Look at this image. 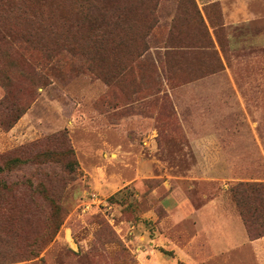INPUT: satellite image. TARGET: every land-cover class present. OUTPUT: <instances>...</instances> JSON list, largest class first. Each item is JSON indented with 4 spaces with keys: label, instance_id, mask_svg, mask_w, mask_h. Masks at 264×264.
I'll return each instance as SVG.
<instances>
[{
    "label": "rangeland",
    "instance_id": "374dc122",
    "mask_svg": "<svg viewBox=\"0 0 264 264\" xmlns=\"http://www.w3.org/2000/svg\"><path fill=\"white\" fill-rule=\"evenodd\" d=\"M89 1L0 0V202L28 250L6 264H189L177 209L243 219L264 183V9L114 0L104 34Z\"/></svg>",
    "mask_w": 264,
    "mask_h": 264
},
{
    "label": "crops",
    "instance_id": "0c3cea01",
    "mask_svg": "<svg viewBox=\"0 0 264 264\" xmlns=\"http://www.w3.org/2000/svg\"><path fill=\"white\" fill-rule=\"evenodd\" d=\"M222 1L225 5L238 2V7L248 16L252 15L251 18L257 16L256 10L264 9V0ZM192 212L191 231L178 227L187 213L182 208L175 213L176 230L169 231L168 242L177 258L189 264H264V235L251 239L243 219L232 205L228 208L211 200ZM181 235L187 241L184 244Z\"/></svg>",
    "mask_w": 264,
    "mask_h": 264
},
{
    "label": "trees",
    "instance_id": "16d2710c",
    "mask_svg": "<svg viewBox=\"0 0 264 264\" xmlns=\"http://www.w3.org/2000/svg\"><path fill=\"white\" fill-rule=\"evenodd\" d=\"M96 2L98 1H89V3H87L89 5L88 7H86V9L87 13L91 17H93V24H97L99 22L102 25L106 24L107 28L104 30V34L108 33L106 32V30H109L108 27L111 26V24L115 23L112 22V19L115 18V16L121 20H124L125 17H128L129 11L125 9L122 10L121 14H116L118 9L113 4L114 0H103L101 2V5H97ZM93 4L96 5L91 6ZM100 27L101 26H99V28ZM128 29L122 30L121 32H125V34H128L130 33ZM112 32L114 33V31ZM0 124L3 126L5 125L4 121L1 119ZM244 195H246L245 197L250 200L251 206L253 207V212L250 214L244 212V210L242 209V203L245 201V199L237 197V201L239 202V205H241V215L247 227L249 237L251 239L259 238L264 235V228L262 227V224L264 223V215H262L258 209L259 207H261L263 201L264 183H246L244 192L240 197H244ZM2 203L3 202H0V264H6L17 260L16 256L20 255L21 257H23L22 254L27 253L28 250L21 251L19 250V248H14L15 244L12 241V236L14 233H19V231L15 229V223L18 222L19 218L16 214H12L5 210H2ZM58 228L59 223H57L54 227V230L52 229V231H50L49 233L51 234V232H55ZM19 236L20 235L18 234L17 237ZM29 252H31L30 249Z\"/></svg>",
    "mask_w": 264,
    "mask_h": 264
}]
</instances>
